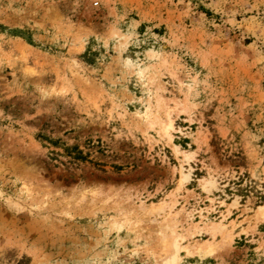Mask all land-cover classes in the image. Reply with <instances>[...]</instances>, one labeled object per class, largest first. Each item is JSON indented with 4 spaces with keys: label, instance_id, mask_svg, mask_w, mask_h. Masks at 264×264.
<instances>
[{
    "label": "rangeland",
    "instance_id": "374dc122",
    "mask_svg": "<svg viewBox=\"0 0 264 264\" xmlns=\"http://www.w3.org/2000/svg\"><path fill=\"white\" fill-rule=\"evenodd\" d=\"M262 206L264 0H0V264H264Z\"/></svg>",
    "mask_w": 264,
    "mask_h": 264
},
{
    "label": "trees",
    "instance_id": "16d2710c",
    "mask_svg": "<svg viewBox=\"0 0 264 264\" xmlns=\"http://www.w3.org/2000/svg\"><path fill=\"white\" fill-rule=\"evenodd\" d=\"M47 144L57 148V143L56 141L50 140V139H46ZM59 148H61L62 150V154H64L66 157H69L72 160H84V156L82 154V152L77 148V147H67V146H59ZM51 154L58 156V155H62L59 153H54V151H51Z\"/></svg>",
    "mask_w": 264,
    "mask_h": 264
},
{
    "label": "bare ground",
    "instance_id": "6f19581e",
    "mask_svg": "<svg viewBox=\"0 0 264 264\" xmlns=\"http://www.w3.org/2000/svg\"><path fill=\"white\" fill-rule=\"evenodd\" d=\"M166 126H167L168 129H171V128H172V124H171V122L168 121V123H167ZM259 209H260V214L263 215V214H264V213H263V212H264V206L260 207ZM165 238H166V237H165ZM173 238H174V239L176 238L175 234H173ZM166 241H167V240H166ZM163 245H164V248H165V249L168 248V247H167L168 244H167V242H165V239H164Z\"/></svg>",
    "mask_w": 264,
    "mask_h": 264
}]
</instances>
